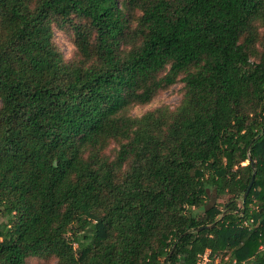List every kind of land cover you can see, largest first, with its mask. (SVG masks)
<instances>
[{"label": "trees", "instance_id": "16d2710c", "mask_svg": "<svg viewBox=\"0 0 264 264\" xmlns=\"http://www.w3.org/2000/svg\"><path fill=\"white\" fill-rule=\"evenodd\" d=\"M177 84V107L132 114ZM262 245L264 0H0V264H264Z\"/></svg>", "mask_w": 264, "mask_h": 264}, {"label": "rangeland", "instance_id": "374dc122", "mask_svg": "<svg viewBox=\"0 0 264 264\" xmlns=\"http://www.w3.org/2000/svg\"><path fill=\"white\" fill-rule=\"evenodd\" d=\"M56 43L61 48L62 52L64 53V56L66 59H71L74 56L75 53V47L73 45L72 39L68 37L64 32L56 30ZM184 90H183V84H177L173 86L172 88L161 91L153 100V102L147 106H141L136 107L132 114L135 116H141L144 113H146L149 110L158 108L162 105L170 106L171 108L177 107L182 98H183ZM247 164V163H246ZM242 198L238 200L239 206L242 205ZM209 204L214 205L216 201V193L214 191H211ZM218 202H223V199L218 200ZM202 214V212H199ZM228 258L226 257L225 260ZM221 258L216 259V264L220 263ZM210 264L211 259L209 256V253H207L204 257L201 259V263ZM28 264H56L55 261H43L38 259H31Z\"/></svg>", "mask_w": 264, "mask_h": 264}, {"label": "water", "instance_id": "95a60500", "mask_svg": "<svg viewBox=\"0 0 264 264\" xmlns=\"http://www.w3.org/2000/svg\"><path fill=\"white\" fill-rule=\"evenodd\" d=\"M249 162H251V159H250ZM253 168H255L254 165H253ZM254 170H255V169H254ZM254 182H255V172H254V175H253V177H252V179H251V182H250V184H249V186H248L247 191L244 193V196H243V200H244V201L246 200L247 196L249 195V193H250V191H251V189H252V187H253V185H254ZM211 227H212V226H211Z\"/></svg>", "mask_w": 264, "mask_h": 264}, {"label": "built area", "instance_id": "2783aa9c", "mask_svg": "<svg viewBox=\"0 0 264 264\" xmlns=\"http://www.w3.org/2000/svg\"><path fill=\"white\" fill-rule=\"evenodd\" d=\"M260 250L264 251V245H262V246L260 247ZM207 253H208V252H207ZM207 253H205L202 257H204ZM202 257L200 258L198 264H205V263H201V259H202ZM206 264H207V262H206Z\"/></svg>", "mask_w": 264, "mask_h": 264}]
</instances>
